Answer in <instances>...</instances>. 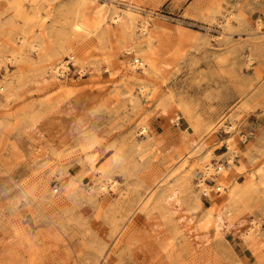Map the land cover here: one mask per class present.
Listing matches in <instances>:
<instances>
[{
    "label": "rangeland",
    "instance_id": "obj_1",
    "mask_svg": "<svg viewBox=\"0 0 264 264\" xmlns=\"http://www.w3.org/2000/svg\"><path fill=\"white\" fill-rule=\"evenodd\" d=\"M97 3L0 0V264H264V0Z\"/></svg>",
    "mask_w": 264,
    "mask_h": 264
},
{
    "label": "bare ground",
    "instance_id": "obj_2",
    "mask_svg": "<svg viewBox=\"0 0 264 264\" xmlns=\"http://www.w3.org/2000/svg\"><path fill=\"white\" fill-rule=\"evenodd\" d=\"M30 1H31V3H35L38 0H30ZM78 2H80V4H81V6H80L81 15L80 16L78 15V17L76 16L77 18H76V21L74 23V30H75L76 35H78V36H82V37L83 36H88L91 33V27L88 24V20H87L86 17L88 16L95 23L103 21L105 19L106 4H104V3L103 4H99V3H97L98 0H78ZM122 14L123 13H119L118 11H112L110 16H109V19L112 22V24H120V23H122L123 22ZM142 30H144V31H148L149 30L147 22L143 21ZM36 48H38V46L34 45L33 49H36ZM139 64H140V59H137L135 57L132 60V64L130 66H128V67L130 69H132V70L138 69L139 68L138 67ZM49 69L54 74V76L56 78L60 77L62 74H64L65 71L71 70V68L69 66V61L67 59L66 60L65 59H60L55 65H52ZM78 73L80 75H83V71H80ZM140 132H141V134H145L146 133V129H145L144 126L140 127ZM112 162H116L115 158H112ZM206 167H207V170H209V165H206ZM98 170H99V173H102V172L104 173V168H98ZM108 181L111 184H114V182H112L110 180H108ZM206 225L207 224L205 223L204 225H202V227L205 228ZM246 232H247V236L249 237V235H251L250 230H247Z\"/></svg>",
    "mask_w": 264,
    "mask_h": 264
}]
</instances>
